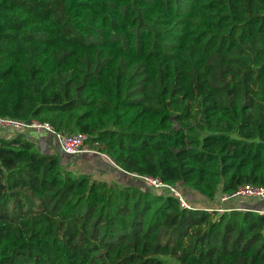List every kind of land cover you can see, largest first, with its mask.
<instances>
[{
  "label": "trees",
  "instance_id": "16d2710c",
  "mask_svg": "<svg viewBox=\"0 0 264 264\" xmlns=\"http://www.w3.org/2000/svg\"><path fill=\"white\" fill-rule=\"evenodd\" d=\"M0 116L85 132L127 176L4 131L0 264H264V213L219 202L264 186V0H0Z\"/></svg>",
  "mask_w": 264,
  "mask_h": 264
},
{
  "label": "built area",
  "instance_id": "2783aa9c",
  "mask_svg": "<svg viewBox=\"0 0 264 264\" xmlns=\"http://www.w3.org/2000/svg\"><path fill=\"white\" fill-rule=\"evenodd\" d=\"M12 130L15 132L27 131V130H38L44 131L51 135L57 141L62 152L78 156L85 154L93 155H103L108 157L112 162L113 159L101 149V144L99 142H94L93 144L89 141V134L77 131V132H65L59 131L54 125L49 122H41L38 120L25 121L21 119H16L7 116H0V135L6 131ZM115 163V162H114ZM133 176L139 178L143 184L149 188L155 190H162L175 196L182 207L192 209L196 208L184 194V190L181 188L180 184H170L164 182L160 177L152 175H139L137 173H131ZM258 197L264 200V186L244 184L240 186L236 191L229 195H223L220 198V203L230 201L231 199L238 197ZM209 210H215L216 208H208ZM226 209L222 205L217 209L219 212H224ZM264 213V212H263Z\"/></svg>",
  "mask_w": 264,
  "mask_h": 264
},
{
  "label": "crops",
  "instance_id": "0c3cea01",
  "mask_svg": "<svg viewBox=\"0 0 264 264\" xmlns=\"http://www.w3.org/2000/svg\"><path fill=\"white\" fill-rule=\"evenodd\" d=\"M28 131L29 133H27V136L33 141H35L39 145L41 150L43 151L47 150L48 152L56 149L61 150L55 138L47 134L46 132L38 131V130H28ZM3 136H6V133L3 134ZM98 156L102 157L104 160H100ZM75 158H76V162L77 160L78 162H81L82 160L86 162L84 164L85 165L84 169L88 170L91 173H96V174L100 173V175L105 179L118 180L120 182L126 181L127 179L126 174L116 168L117 167L116 163L112 162L106 156L85 154V155L76 156ZM234 205L239 206L242 209H253V207L241 206L239 204H234ZM213 206L211 207L213 208ZM254 209H257L260 212H264V207L254 208Z\"/></svg>",
  "mask_w": 264,
  "mask_h": 264
},
{
  "label": "rangeland",
  "instance_id": "374dc122",
  "mask_svg": "<svg viewBox=\"0 0 264 264\" xmlns=\"http://www.w3.org/2000/svg\"><path fill=\"white\" fill-rule=\"evenodd\" d=\"M94 66L91 64L90 65V70H94ZM45 152H48L47 150H44ZM56 150L50 151L49 153H56ZM80 156V155H78ZM100 160H104L102 157L98 156ZM94 175H98L96 173H93ZM202 203L201 200H197V204L200 205ZM237 204L241 206H248V207H253V208H260L264 207V200L258 198V197H242L240 196L238 198V201L236 202Z\"/></svg>",
  "mask_w": 264,
  "mask_h": 264
},
{
  "label": "water",
  "instance_id": "95a60500",
  "mask_svg": "<svg viewBox=\"0 0 264 264\" xmlns=\"http://www.w3.org/2000/svg\"><path fill=\"white\" fill-rule=\"evenodd\" d=\"M114 161V160H113Z\"/></svg>",
  "mask_w": 264,
  "mask_h": 264
}]
</instances>
